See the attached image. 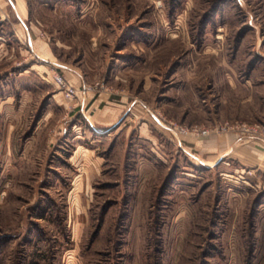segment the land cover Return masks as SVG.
<instances>
[{
  "label": "rangeland",
  "instance_id": "1",
  "mask_svg": "<svg viewBox=\"0 0 264 264\" xmlns=\"http://www.w3.org/2000/svg\"><path fill=\"white\" fill-rule=\"evenodd\" d=\"M0 264H264V0H0Z\"/></svg>",
  "mask_w": 264,
  "mask_h": 264
},
{
  "label": "built area",
  "instance_id": "2",
  "mask_svg": "<svg viewBox=\"0 0 264 264\" xmlns=\"http://www.w3.org/2000/svg\"><path fill=\"white\" fill-rule=\"evenodd\" d=\"M53 81L56 84L64 86L67 90V95H71L72 93H74V90L71 87L66 85L65 80L63 79V77L59 73H55V72L53 73ZM204 133H207V132L206 131L202 132V134H204Z\"/></svg>",
  "mask_w": 264,
  "mask_h": 264
},
{
  "label": "crops",
  "instance_id": "3",
  "mask_svg": "<svg viewBox=\"0 0 264 264\" xmlns=\"http://www.w3.org/2000/svg\"><path fill=\"white\" fill-rule=\"evenodd\" d=\"M20 12V11H19ZM16 15H17V20L19 21V22H21V27L23 28V30H27V26H26V24H25V21H24V18H23V15L21 14V13H18V12H16ZM234 138V137H233ZM232 138V139H233ZM225 139H222V141H221V144L222 143H224L225 141H224ZM233 141H234V139H233ZM227 152V151H226Z\"/></svg>",
  "mask_w": 264,
  "mask_h": 264
}]
</instances>
